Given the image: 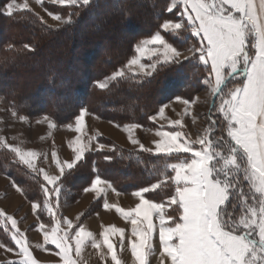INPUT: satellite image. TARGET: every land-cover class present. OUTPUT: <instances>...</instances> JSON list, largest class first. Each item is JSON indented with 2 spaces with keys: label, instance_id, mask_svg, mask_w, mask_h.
Segmentation results:
<instances>
[{
  "label": "snow or ice",
  "instance_id": "snow-or-ice-1",
  "mask_svg": "<svg viewBox=\"0 0 264 264\" xmlns=\"http://www.w3.org/2000/svg\"><path fill=\"white\" fill-rule=\"evenodd\" d=\"M54 2L87 6L91 0ZM25 10L31 11L27 0H10L0 12L12 17L14 13ZM166 10L173 16L165 18L160 29L175 34L182 29L189 31L195 41L181 52L171 46L160 31L143 40L136 46L137 52L142 53L146 45L158 46L153 49L156 62L140 65L144 76H153L158 71V64L166 67L196 57L205 66L207 75L203 83L220 101L218 106L213 104V111H218L222 120L209 117L210 129L215 130L216 134L211 139L208 133L199 138L196 141L201 145L199 150L193 147L188 134L183 132L180 120L170 122L176 127L175 131L156 132L161 139L154 142V149L145 147L131 134L132 130L142 125H126L130 142L139 145L141 152L153 155L190 153V160L171 164L174 175L135 191L133 195L139 199L135 207L125 210L106 200L102 206L104 209L114 207L131 225V236L136 239L129 242L138 264H149L148 257L157 255L156 264H264V0H259V4L256 0H171ZM54 19L61 20L62 17L54 16ZM67 22L71 23V16ZM138 63L137 58H132L129 66ZM123 75V70H117L110 79L115 80ZM233 81L240 83L236 85ZM96 83L100 89L107 87L100 81ZM176 100L185 105L192 103L191 98L179 97ZM165 107L149 117V120L155 122L157 116L164 117ZM89 114L88 109L79 112L73 128L76 133H82L85 117ZM49 127L55 125L50 122ZM73 143L77 145L72 148L74 159L61 163L56 159V154H52L59 175L37 170L33 161L37 155L35 152L24 153L19 148L4 145L29 169L43 174L46 184L41 187L49 212H52L51 198L55 197L59 202L61 180L66 169L72 170L89 151V143L84 142L83 136ZM99 148L104 149L105 145L100 144ZM166 181H171L174 191L164 202L150 199L147 193L160 189ZM244 181L247 187L254 189L251 199L255 201V206L248 203ZM111 187L109 182L97 177L85 191L94 192L100 198ZM116 194L120 195L118 192ZM241 199L246 205L244 210L249 213L247 218L242 217L240 220V224L248 229L243 234H240L239 225L229 210L235 208L236 202ZM37 207L33 203V210ZM7 219L15 229L16 221L12 217ZM53 223L50 243L61 250L65 264H72L67 259L69 249L66 241L70 239L69 234L62 232L59 217L54 215ZM63 224L68 229L74 227L68 219H64ZM39 227L43 230L45 224L41 223ZM107 233L119 234L123 247L125 229L113 226L105 228L102 233L103 246L112 254V261L121 264L113 251L115 245ZM85 236L91 237L92 233H86L80 227L72 237L75 239L77 256L81 253ZM22 237L23 233L17 229L11 239L19 247V255L25 256L28 249ZM153 238H158V247L154 246ZM45 240H49L47 234ZM0 247L7 248V245L0 243ZM92 247L100 249L102 245L93 239ZM21 264H29V261L23 260Z\"/></svg>",
  "mask_w": 264,
  "mask_h": 264
},
{
  "label": "trees",
  "instance_id": "trees-1",
  "mask_svg": "<svg viewBox=\"0 0 264 264\" xmlns=\"http://www.w3.org/2000/svg\"><path fill=\"white\" fill-rule=\"evenodd\" d=\"M9 1L0 0V9ZM170 4L171 0H91L87 6L53 7L45 2L49 11L66 19L60 28L48 26L32 10L16 12L12 17L0 12V102L30 121L47 116L56 123L68 124L82 109H88L89 113L118 125L136 123L157 129L149 117L156 115L163 103L185 96L184 93L193 94L207 75L205 66L196 57L166 67L160 65L151 77L124 70L135 54L136 41L158 31L163 33L160 24L173 16L166 10ZM70 16L71 23H68ZM122 28L131 36L113 38ZM80 35L84 38L76 39ZM165 38L178 50L191 47L195 41L189 31L177 34L171 31L165 34ZM101 39L106 40V46H103L101 55H95L94 43ZM100 48L101 45L99 52ZM90 51L94 56L87 61L96 56L95 74L91 76L88 72L80 79L76 72L78 67L87 64L86 60L74 66L65 64V60ZM117 70L125 71L124 75L115 79L107 89H99L96 82ZM12 74H19L23 79L14 80ZM16 81L20 82V87H15ZM44 92L48 101L40 98ZM72 96L77 103L64 100ZM62 98L63 102H60ZM218 117L211 114L212 119ZM108 146L111 151L88 153L77 166L66 171L61 180L60 204L72 200L74 189L84 192L97 177L108 181L117 192L132 193L174 175L171 164L190 160L187 154L153 155L128 150L113 142ZM0 174L8 176L30 201H38L41 217H46L48 208L41 187L45 183L39 175L20 164L15 153L4 147H0ZM173 191L174 185L166 181L160 189L147 195L164 202ZM103 200V196L97 198L94 209H100ZM0 213V240L12 246L11 221L1 208Z\"/></svg>",
  "mask_w": 264,
  "mask_h": 264
},
{
  "label": "rangeland",
  "instance_id": "rangeland-1",
  "mask_svg": "<svg viewBox=\"0 0 264 264\" xmlns=\"http://www.w3.org/2000/svg\"><path fill=\"white\" fill-rule=\"evenodd\" d=\"M18 2H23V0H18ZM27 2L29 3L31 10L38 16H40L42 21L48 26H51L53 28H60L63 27V25L66 23V19L64 18H62L61 20L54 19V16H59V14H54L49 11L47 7L44 6V3H49L53 7L68 6L67 4H60L58 2H54V0H41V2L39 3L37 2V0H27ZM256 2L257 4H259V0H256ZM2 26L4 28V24ZM181 31L184 30L182 29ZM165 34V32L161 33L164 38ZM127 35L131 36L127 29L125 30L124 28H122L118 31V33L113 35V38L121 39L120 36L126 37ZM150 37L151 36L143 38L140 41H136L134 48L136 49V46L138 44H140L145 39H149ZM82 38H84L83 35H80L76 39L81 40ZM166 41L171 46L175 47L171 42H169L168 40ZM106 43L107 42L105 39H101L99 40V42L96 41L94 43L95 55H98L99 53L100 55L102 54V51L104 50L103 48L106 46ZM100 45L101 48L99 52ZM156 47L158 46L146 45L144 46V51L142 53L135 50V54L132 58H137L139 60V63L137 65L129 66V61L132 59L131 58L125 64L124 70L126 72L137 73L144 76L140 65H149L156 62V55L153 54V49H155ZM188 48L189 47L183 48L179 51L183 52ZM91 51L86 55L82 56V54L79 53L75 55V57H71L68 60H65V64L69 63L72 66L78 64L83 59L86 60L85 63L87 64H84V66L82 67H78L79 70L76 72V75L80 79L85 78V75L88 74V72L90 75L95 74L93 68L97 64L96 56L87 61L88 58L94 56L90 54ZM185 61L187 60H184L182 62ZM56 65L60 64L58 63ZM159 66L160 65L158 64V69ZM112 75L113 74H110L99 79L100 82L107 84V87L105 89H107L115 81L110 79ZM12 77L14 80L17 79V81L18 79L20 81L23 79L19 74H12ZM17 81L15 87H20L21 84L20 82L17 83ZM232 83L239 85L240 81H233ZM184 94L185 96L182 97L191 98L192 103L185 105L176 100L179 97L163 103L161 108L163 106H166L164 108V117L157 116L155 122L151 121L152 123H155L158 128L153 129L142 125V127H137L136 129L132 130V136L138 139L140 143H142L145 147L154 149V142L161 139L156 135V132L159 130L175 131L176 127H174L170 122L174 120H180L183 124V132L188 134L189 141L193 144V147L199 150L201 148V145L199 143H196L199 138L203 137L205 133H208L209 138L211 139L216 134L215 130L210 129L211 121L209 117H211V114H214L216 116H219L218 118L222 120V115L219 114L218 111H213V104L215 103L218 106L220 101L217 98L215 100V97L212 95L211 90L203 82L202 86L193 94ZM45 95L46 94L44 92L42 96H40V98L46 99V101H48V98H45ZM72 97H70L69 99L68 97H65L64 100L77 103L78 100L74 96ZM36 99L39 98L36 97ZM62 100L63 98L60 99V102ZM14 112V109H10L0 102V147L9 149L8 147L4 146L8 145L11 147L19 148L24 153L35 152L37 155L33 158V161L36 169H43L44 172L48 173L49 175H59V169L56 167V162L55 160H53L52 154L55 153L56 159H58L61 163L65 162L66 160L70 161L71 159H74L75 153L72 151V148L76 147L77 145L73 142L79 136H83L84 142L89 143V151L85 154L84 158L88 153L111 151V148L108 146L110 142H113L128 150H140L139 145H133L130 142L129 132L126 128V125H118L113 121L99 118L91 113L89 115H86L85 117V128L83 129L82 133H76L73 130V128L75 127V119L68 124L56 123L51 118H42L40 120L30 121L25 118L22 119V117L18 116L17 114L13 115ZM50 122H52L55 127L50 128ZM69 125H71L72 127H69ZM100 144L105 145V148L100 149ZM181 154H187L191 156L190 153ZM17 159L19 160L20 164H22L31 172L39 175L43 180L42 173L34 172L32 169H29L26 164L21 162L19 157H17ZM43 182L46 184L44 180ZM244 185V191L247 194L248 203L255 206V201L251 199V196L254 194V189H250L249 187H247L246 181H244ZM48 187H51V185H48ZM80 191L81 190L79 189H77L76 191L74 189V191L72 192V200L67 199V201H70L64 205L59 203L60 200L57 203V200L55 198V203L52 204V212H49L48 210L47 215H45L46 217H41V215L43 216V214L39 212L41 204L38 201H30V199H28L16 185L12 184L8 176L0 174V208L4 210L6 215L12 217L16 221V228L13 229V232L18 229L20 233H23L22 239L28 249V254L25 256H21L19 255V247L12 239V246L7 245L0 240V243L7 245V248L0 247V263L14 261L21 263V261L23 260H28L29 264H65V257L61 250L54 244L50 243L52 237L51 228L54 226L53 216L55 215L61 219L62 232H67L69 234L70 239L66 241V245L69 249L67 259L72 261V264H88V262L85 261L86 257L82 251L79 256H77L75 253V239L72 237H74L75 232L78 231L80 227H83L86 233H92L91 237H83L85 246V244L92 245L93 239H96L95 236L99 235V231L104 232L105 228L113 226L125 229L123 247H121L120 245L119 234L107 233L109 235L110 241L115 245L113 251L117 256V259L121 262V264H123L122 261L125 259L126 254L128 253L127 248L131 246L129 241L136 239L135 237L131 236V225L127 221H125L120 213H117L115 211L114 207L111 209H104L102 206L100 209H94V203L97 199L96 193L91 191ZM116 193L117 191H115L112 187L107 188L106 194L102 195L104 199L103 203L106 200L110 204L118 205L125 210H128L135 207V204L138 203L137 201H139V199L133 195L134 192H118L120 193V195H117ZM53 198L54 197L51 198V201ZM33 203H36L38 205L36 210H33ZM236 205L237 206L235 208H230L229 210L232 213V217L235 223L239 225L238 230L240 231V234H243L244 232L248 231V229L244 228V226L240 224V220L242 217L247 218L249 213L244 210L246 208V205L243 199L237 201ZM64 219L71 220L74 227L72 229H68L67 225L63 224ZM155 222L158 224V221ZM231 222L232 221H230V223ZM41 223L45 224V229L43 230L39 227ZM257 223H259V220H257ZM13 232L11 233V237ZM45 234H47L49 237V240L47 241L45 240ZM258 238V235H256V239ZM153 244L154 246L158 247V238H153ZM110 258L111 260H109L108 262L102 261L98 262V264H114V262L112 261V254ZM155 258L158 259V255L148 257L149 264H154Z\"/></svg>",
  "mask_w": 264,
  "mask_h": 264
},
{
  "label": "crops",
  "instance_id": "crops-1",
  "mask_svg": "<svg viewBox=\"0 0 264 264\" xmlns=\"http://www.w3.org/2000/svg\"><path fill=\"white\" fill-rule=\"evenodd\" d=\"M139 202V201H137ZM106 222V221H105ZM111 222V221H108ZM110 226V225H108ZM102 233L104 232H100L99 231V235L95 236L96 239L95 241L100 243L102 245V247L100 249L94 248L92 247V245L90 244H85V246L83 245V249H81V251L83 252V254L85 255V261L88 262V264H98V262H108L109 260H111V253H108V250L106 248V246H103V235ZM95 235V234H94ZM127 254L125 259L122 261V263L124 264H138V262L136 261L135 257L132 255V251H131V246H129L127 248ZM158 259L155 258L154 259V264H156V261Z\"/></svg>",
  "mask_w": 264,
  "mask_h": 264
},
{
  "label": "water",
  "instance_id": "water-1",
  "mask_svg": "<svg viewBox=\"0 0 264 264\" xmlns=\"http://www.w3.org/2000/svg\"><path fill=\"white\" fill-rule=\"evenodd\" d=\"M215 100H216V98H215Z\"/></svg>",
  "mask_w": 264,
  "mask_h": 264
}]
</instances>
